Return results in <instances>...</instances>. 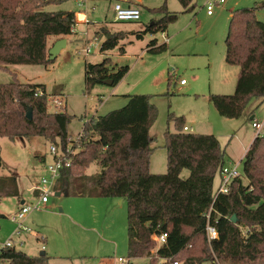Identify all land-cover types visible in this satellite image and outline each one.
Listing matches in <instances>:
<instances>
[{
	"label": "trees",
	"instance_id": "1",
	"mask_svg": "<svg viewBox=\"0 0 264 264\" xmlns=\"http://www.w3.org/2000/svg\"><path fill=\"white\" fill-rule=\"evenodd\" d=\"M60 0H0V71L8 65H45L50 36L72 33L74 11L46 10ZM183 12H192L195 0H178ZM132 5V0L124 1ZM257 6L241 7L230 13L225 36V62L239 67L233 94H212L209 99L220 116L238 118L251 97L264 98V22L255 16ZM158 19L136 32H164L178 14L166 3L149 9ZM101 39L100 50L116 47L122 32L106 26L95 29ZM166 43L152 39L147 50H166ZM125 53L123 46L119 47ZM127 65L117 70L106 57L99 63L85 62V88L106 79L116 85L128 72ZM14 76V77H13ZM38 90L42 95H35ZM31 108L32 118L26 117ZM156 109L146 94L127 95V103L85 122L84 134L75 142L78 151L71 166L61 172L58 189L71 196L116 197L126 202L128 258L150 256L169 258L161 264H216L226 262L264 264V135H256L243 159L241 176L232 180L228 193H213L214 179L225 162V152L213 134L183 130L181 117L175 118V131L164 132L166 171L149 170L153 150L150 128ZM72 116L66 110L48 111V95L43 84L23 83L12 73V80L0 83V137L9 140L43 137L65 148ZM78 144V145H77ZM96 163L100 170L86 175L84 170ZM187 177H181L182 170ZM246 180V183L242 182ZM10 185V186H9ZM9 186V187H8ZM61 190V192H62ZM15 180L0 176V197L18 196ZM235 215L236 222L231 221ZM207 224L218 237H206ZM166 233L156 246L153 235ZM154 250V251H153ZM151 259L152 264L157 260ZM1 264H52L50 257L30 255L22 250L4 248ZM128 264V261L127 263Z\"/></svg>",
	"mask_w": 264,
	"mask_h": 264
},
{
	"label": "rangeland",
	"instance_id": "2",
	"mask_svg": "<svg viewBox=\"0 0 264 264\" xmlns=\"http://www.w3.org/2000/svg\"><path fill=\"white\" fill-rule=\"evenodd\" d=\"M116 1L126 4V0ZM116 1L84 0L85 6L81 8L78 0H60L48 5L46 10L83 11L88 21L77 24L68 35L65 47L49 63L12 64L9 70L0 71V83L10 82L14 73L23 83L45 85L48 111L66 110L72 116L67 132L69 140L74 142L86 120L121 108L127 103V95L146 94L156 109L150 128L153 140L151 173L166 171L164 132L175 131L177 117L182 118L183 125L191 126L192 132L215 135L225 152V162L238 163L242 172L240 159L249 146L248 141L256 135H264V98L251 97L241 116L227 118L218 114L209 97L233 94L236 90L239 67L227 64L224 59L230 13L237 8L257 6L255 16L264 22V0H226L214 8L211 16L206 14L205 0H195L192 12H183L178 0H137L140 6L131 3L141 10L140 19L136 21H115L113 5ZM164 1L169 11L178 14L177 19L164 32L146 33L137 39L136 32H142L145 25L160 17L149 9L160 7ZM101 26H106L110 32H122L124 36L116 47L105 52L100 50L101 39L94 33ZM52 37L47 41L54 40ZM87 39H91L88 40L91 49L85 54L82 49L87 46ZM152 39H156L157 44L166 43V50L148 51L146 47ZM121 46L125 48L124 54L119 50ZM106 57L110 58L115 70L127 65L128 72L116 85L97 83L87 91L85 62L99 63ZM180 79H185L186 85H179ZM55 97L62 100L64 106L55 107L50 101ZM254 120L263 122L258 134L252 127ZM50 143L39 136L14 140L0 137V176L14 179L19 193L18 196L0 197V245L13 233L15 224L9 217L20 205L21 194L22 199L33 206L25 220L32 231L24 237L23 252L36 255L44 250L52 264H123L118 257L128 264H152L150 261L156 256L128 258L125 200L71 196L55 186V191L62 190L61 194L53 191L44 205H36L39 198L33 187L44 173V162L50 159ZM99 170L96 163H91L84 172L92 175ZM188 173L182 170L181 177H187ZM216 177L214 194L219 185V175ZM156 260V264L160 263ZM215 261L216 264H239L217 258Z\"/></svg>",
	"mask_w": 264,
	"mask_h": 264
},
{
	"label": "built area",
	"instance_id": "3",
	"mask_svg": "<svg viewBox=\"0 0 264 264\" xmlns=\"http://www.w3.org/2000/svg\"><path fill=\"white\" fill-rule=\"evenodd\" d=\"M226 2V0H205V10L206 14L208 16L213 15L214 8L219 5H223ZM79 7H84V0H78ZM113 11H114V20L115 21H136L140 19L141 16V10L134 5H127L122 3L121 1H116L113 5ZM85 12L79 11L75 14V23L72 27V32L76 29V26L79 22L87 23V17L85 16ZM94 40L95 37H93ZM91 39H87L86 41V47H84L83 53L87 54L90 52L91 49V42L88 41ZM186 84L185 79L179 80V85L183 86ZM35 95H42V91L38 90ZM50 101L55 105V107H61L63 105V101L60 100L58 97L52 98ZM89 120H86L85 122H88ZM263 126V122H252V127L257 129V134L260 132L261 128ZM183 130L186 132H192L193 129L191 126H184ZM84 134V131L81 130V132L78 134V138L76 142L79 140V137ZM75 141V140H74ZM73 140H69V143L65 148H62L56 143H50L49 145V156L50 159L48 161L44 162L43 167V174L38 177V181L36 185L33 187L34 190L37 192L38 196V202L36 205L39 204H45L48 200L49 194L53 193L55 191V186L57 184L58 179L61 176V172L71 166V161L74 156V154L78 151V148L73 147L75 142ZM238 163H226L224 166L221 167L219 171V185L216 190V194L218 193H228L230 184L233 179L238 178L241 176V172L238 169ZM33 208L32 205L27 204L26 201H23L18 206L16 212L12 214L9 218L12 223L15 224V228L13 230V233L11 236L0 245V251L4 248H14L21 250V247L25 243V235L29 234L32 229L27 226L25 220L27 217V214L30 212V210ZM206 237L207 240L210 241L214 238L218 237L217 230L214 226L207 224L206 226ZM167 234L162 233L160 235H153L152 239L155 241L156 246H160L163 244L166 240ZM43 239L42 237H40ZM44 248V244L41 246ZM168 258H162L159 259L160 263L163 261H169ZM118 261L120 263L126 264L127 260H125L122 257H118ZM158 263V264H160ZM1 264V262H0ZM173 264H179L178 262L174 261Z\"/></svg>",
	"mask_w": 264,
	"mask_h": 264
},
{
	"label": "water",
	"instance_id": "4",
	"mask_svg": "<svg viewBox=\"0 0 264 264\" xmlns=\"http://www.w3.org/2000/svg\"><path fill=\"white\" fill-rule=\"evenodd\" d=\"M66 45V39L65 38H58L57 40H55L53 42V44L51 45V47H49L47 49V55H48V60H53L56 55L59 53V51L65 47ZM104 83H108V84H112V81L110 79H106L103 81ZM26 117L30 120L32 118V110L31 108H28L27 109V112H26ZM57 195L60 194V192H57L56 193ZM123 198H121V201H122ZM231 221L232 222H236V218H235V215H232L231 216ZM45 254V251L44 250H41L39 252V255H44Z\"/></svg>",
	"mask_w": 264,
	"mask_h": 264
},
{
	"label": "crops",
	"instance_id": "5",
	"mask_svg": "<svg viewBox=\"0 0 264 264\" xmlns=\"http://www.w3.org/2000/svg\"><path fill=\"white\" fill-rule=\"evenodd\" d=\"M113 1H116V0H113ZM134 3H136V4H138L139 6H140V4L137 2V0H132ZM140 9V8H139ZM74 13L76 14V12L74 11ZM85 16H86V14H85ZM87 17V16H86ZM54 37V40H51L50 42L49 41H47V48H49L52 44H53V42L57 39V37H55V36H53ZM52 37V38H53ZM59 37H62V36H58V38ZM67 37H68V35H65V36H63V38H65L66 39V42H67ZM8 67V69H10V65H8L7 66ZM187 83V82H186ZM186 85V84H185ZM184 86V85H183ZM46 89V88H45ZM47 92V91H46ZM252 118H254V115H252L251 116ZM185 126H187V125H185ZM194 133H198V132H194ZM79 134V133H78ZM254 138L255 137H253L252 139H250L249 141H248V143L247 144H249V146H250V144L252 143V141L254 140ZM247 146V145H246ZM249 146H248V148H249ZM247 148V149H248ZM247 149H246V151H247ZM246 153V152H245ZM244 156V155H243ZM45 159H43L42 160V162L44 161ZM240 160H242V159H240ZM42 170H43V167H42ZM219 175V174H218ZM217 177H215V179H216ZM215 179H214V182H215ZM37 183V182H36ZM213 187H214V184H213ZM60 190V189H59ZM57 192H60V194H61V191H55V194L57 193ZM65 194H66V192H65ZM57 195V194H56ZM68 195V194H67ZM77 197H79V196H77ZM19 198L21 199L20 200V203H22L23 201H25L24 199H22L23 197H22V195L20 194L19 195ZM122 200H124V199H122ZM18 208V207H17ZM38 237V236H37ZM39 238V237H38ZM42 246V245H41ZM42 248V247H41ZM46 253V252H45ZM39 254V253H38ZM50 257V256H49ZM50 260H51V257H50Z\"/></svg>",
	"mask_w": 264,
	"mask_h": 264
}]
</instances>
